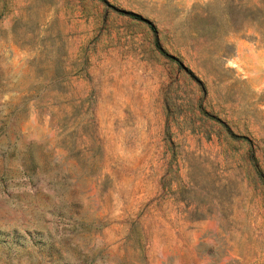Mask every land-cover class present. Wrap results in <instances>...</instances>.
Masks as SVG:
<instances>
[{
	"label": "rangeland",
	"instance_id": "1",
	"mask_svg": "<svg viewBox=\"0 0 264 264\" xmlns=\"http://www.w3.org/2000/svg\"><path fill=\"white\" fill-rule=\"evenodd\" d=\"M252 151L264 0H0V264H264Z\"/></svg>",
	"mask_w": 264,
	"mask_h": 264
},
{
	"label": "trees",
	"instance_id": "2",
	"mask_svg": "<svg viewBox=\"0 0 264 264\" xmlns=\"http://www.w3.org/2000/svg\"><path fill=\"white\" fill-rule=\"evenodd\" d=\"M122 13H125L121 10ZM133 15V14H130ZM249 160H250V166L252 167V169L254 170L255 174L257 175V177L263 182L264 184V176L262 174V171L260 170V168L258 167L257 163H256V159L254 158V154L253 151L251 152L250 156H249Z\"/></svg>",
	"mask_w": 264,
	"mask_h": 264
}]
</instances>
